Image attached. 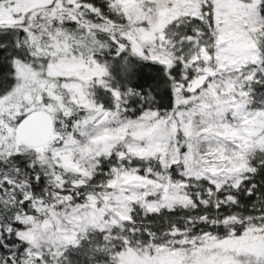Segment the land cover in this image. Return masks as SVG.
Returning <instances> with one entry per match:
<instances>
[{
    "label": "snow or ice",
    "instance_id": "1",
    "mask_svg": "<svg viewBox=\"0 0 264 264\" xmlns=\"http://www.w3.org/2000/svg\"><path fill=\"white\" fill-rule=\"evenodd\" d=\"M0 32V264H264V0H0Z\"/></svg>",
    "mask_w": 264,
    "mask_h": 264
},
{
    "label": "trees",
    "instance_id": "2",
    "mask_svg": "<svg viewBox=\"0 0 264 264\" xmlns=\"http://www.w3.org/2000/svg\"><path fill=\"white\" fill-rule=\"evenodd\" d=\"M97 4H102V0H95ZM12 40V36L10 33L7 32H0V42L5 44H9ZM12 49L9 47L8 49H0V77L4 76L6 73L12 71V67L8 62V54L11 52ZM124 54L122 53L121 56ZM105 59L113 61L115 64L120 60V56H117L115 51L112 52L111 55H106ZM135 60V58H133ZM138 64V72L136 79L133 82V86L137 87L141 90H147L154 85H163L164 77L161 71V66L154 64L150 61H136ZM14 83V79L11 76H8L6 80H0V86L3 84H11ZM97 94L105 101H111L110 94H107L103 88L97 89ZM154 94L159 102V107L167 108L172 103V90L166 87H160L159 91H155ZM131 104L133 111V115L140 114V103L138 98L133 101H129ZM75 264H87L81 258L75 261Z\"/></svg>",
    "mask_w": 264,
    "mask_h": 264
},
{
    "label": "rangeland",
    "instance_id": "3",
    "mask_svg": "<svg viewBox=\"0 0 264 264\" xmlns=\"http://www.w3.org/2000/svg\"><path fill=\"white\" fill-rule=\"evenodd\" d=\"M101 101L106 104L110 103L109 101H105L102 98ZM88 247H89L88 241L85 240L82 242V246L69 248L66 255L69 257L71 264H75V261L79 258L87 262V264H92L91 259L87 254Z\"/></svg>",
    "mask_w": 264,
    "mask_h": 264
},
{
    "label": "water",
    "instance_id": "4",
    "mask_svg": "<svg viewBox=\"0 0 264 264\" xmlns=\"http://www.w3.org/2000/svg\"><path fill=\"white\" fill-rule=\"evenodd\" d=\"M43 128L42 127H38L36 130H35V134H37V135H41V134H43Z\"/></svg>",
    "mask_w": 264,
    "mask_h": 264
}]
</instances>
